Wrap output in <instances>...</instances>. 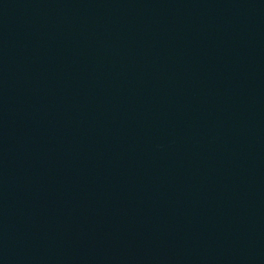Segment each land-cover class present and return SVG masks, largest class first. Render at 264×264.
I'll return each mask as SVG.
<instances>
[{"label":"water","instance_id":"obj_1","mask_svg":"<svg viewBox=\"0 0 264 264\" xmlns=\"http://www.w3.org/2000/svg\"><path fill=\"white\" fill-rule=\"evenodd\" d=\"M0 264H264V0H0Z\"/></svg>","mask_w":264,"mask_h":264}]
</instances>
